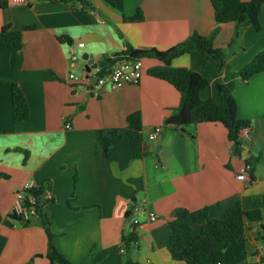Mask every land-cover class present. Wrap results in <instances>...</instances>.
Returning <instances> with one entry per match:
<instances>
[{
    "label": "crops",
    "instance_id": "1",
    "mask_svg": "<svg viewBox=\"0 0 264 264\" xmlns=\"http://www.w3.org/2000/svg\"><path fill=\"white\" fill-rule=\"evenodd\" d=\"M8 1L5 8L0 4V30L7 25L35 28L23 30L19 46L0 49V79L7 82L0 84V172L8 175L0 181V264H51L39 217L24 224L11 213L15 192L31 178L42 188L54 244L74 264H125L122 237L129 210L143 211L137 215L138 241L131 252L139 264H185L173 260L168 250L175 211L207 206L217 218L239 200L245 211L260 209L263 221L246 219L245 235L226 250L225 260L264 264V72L239 78L234 91L238 116L251 120L240 153L222 123L195 124L189 109L177 111L180 92L148 72L162 64L155 58H143L138 84L96 88L88 98L83 92V86L91 85L87 76L104 73L112 66L105 58L128 45L165 51L194 32L209 35L217 26L211 1L84 0V7L80 0ZM138 8L143 19L128 21ZM260 22V30L221 25L216 47L229 50L235 33L238 40L220 75L216 62L198 50L174 58L171 66L209 78L201 97L219 100L217 85L229 82L264 49V5ZM84 54L97 63L90 72ZM79 71L80 82L67 81ZM12 83L21 87L29 105V118L20 124L14 121ZM136 111L142 117L141 137L126 129L128 116ZM103 128L125 133L109 155L101 140ZM156 128L160 132L152 139L149 134ZM23 150L29 151L26 161ZM246 163L252 169L246 179H238ZM150 213L157 219L150 220ZM199 230L195 225L194 232ZM100 253L105 257L93 262L90 255Z\"/></svg>",
    "mask_w": 264,
    "mask_h": 264
},
{
    "label": "trees",
    "instance_id": "2",
    "mask_svg": "<svg viewBox=\"0 0 264 264\" xmlns=\"http://www.w3.org/2000/svg\"><path fill=\"white\" fill-rule=\"evenodd\" d=\"M83 7L84 0H80ZM217 26L209 35H202L194 32L188 39L176 44L165 51L157 49L142 50L135 49L128 45L127 49L113 58L106 57L108 65H113L119 60H130L136 58H155L162 64L151 67L148 72L150 75L163 79L171 83L181 95L180 105L177 111L189 109L192 122L195 124L206 122L222 123L228 131V139L232 142L233 149L240 153L245 140L242 133L251 125V120L242 119L238 116V105L234 95L237 82L240 79L248 80L255 74L264 72V49L260 51L251 61L241 70L234 73L231 80L227 83L217 85L219 100L213 98L202 99L201 93L211 82L197 71L187 67H173L171 61L181 55L190 53L193 50L200 51L207 60L217 64V75H220L225 67L227 53L215 46V40L220 33L222 24L235 23L237 27L241 25H251L256 30L261 29L260 13L264 5V0H210ZM2 8L9 5L8 0H0ZM143 19L141 8L137 9L134 16L128 17V21H141ZM35 26H25L23 30L33 29ZM23 30H13L11 26H4L0 30V49L14 48L22 43ZM238 36V33L236 34ZM230 45L235 42L230 41ZM103 74L99 72L98 76ZM7 83L0 79V84ZM12 105L14 121L17 124L25 122L29 118V105L24 92L18 84L12 83ZM127 132L134 137H141L142 117L139 111L131 113L127 118ZM101 140L106 155H109L115 147L122 141L125 133L122 128H103L100 131ZM240 138H243L241 141ZM25 161L29 157V151L23 150ZM252 162V159L248 160ZM8 178L6 173L0 172V181ZM77 180V178H76ZM38 201L36 204L37 217L44 226L47 237V258L51 264H74L71 262L54 244L55 234L50 228V221L43 212L42 188L35 192ZM257 203V202H256ZM132 210L127 212V217L132 214ZM12 216L22 221L24 224L32 223V220H22L20 217ZM246 219L262 223L263 217L260 209L245 211L241 201L235 202L221 216L212 218L209 207L190 211L179 208L175 211L169 225L171 236L168 250L173 260L182 261L185 264H218L226 262V250L235 244L245 235ZM2 220L0 207V223ZM199 225L198 233L194 232V226ZM264 228V224H262ZM123 244L128 255L125 264H139L134 259L131 252L138 241L136 233H124ZM105 257L104 253L91 254L93 262L100 261ZM258 264V263H251Z\"/></svg>",
    "mask_w": 264,
    "mask_h": 264
},
{
    "label": "built area",
    "instance_id": "3",
    "mask_svg": "<svg viewBox=\"0 0 264 264\" xmlns=\"http://www.w3.org/2000/svg\"><path fill=\"white\" fill-rule=\"evenodd\" d=\"M27 0H11V4H22L25 3ZM81 6H83L81 4ZM79 46H84V43H79ZM72 58L74 60L77 57L73 54ZM143 74V59L136 58L130 60H119L115 62L109 69H107L103 74L96 76L95 78L89 77L86 81L91 82L94 85V89L102 88L105 86L110 87H117L123 84H138L140 82L141 76ZM82 75H78L75 72H71L68 77L67 81L69 82H80L82 80ZM67 128L70 127L68 123ZM247 129H245L242 133V137L244 138V133ZM160 132V128H156L153 130L149 137L152 139L157 138ZM252 169V165L250 163H246L244 168L241 172L237 175L238 179L244 180L247 178V173ZM39 187L36 185L34 179L27 180L23 186L15 192L14 201L11 208V213L20 217L22 220H32L37 217V210L36 204L38 201L37 195L35 192ZM48 195V194H47ZM143 211L142 210H135L132 214L128 217L127 222V233L134 232L136 233V228L139 224L137 219L138 213ZM150 220L154 221L157 219V215L154 213L148 214ZM137 244V243H136ZM122 252L125 249L121 250ZM218 264H231L230 262H218Z\"/></svg>",
    "mask_w": 264,
    "mask_h": 264
},
{
    "label": "water",
    "instance_id": "4",
    "mask_svg": "<svg viewBox=\"0 0 264 264\" xmlns=\"http://www.w3.org/2000/svg\"><path fill=\"white\" fill-rule=\"evenodd\" d=\"M88 7L93 10V11H96V8L94 6H92L91 4H88ZM82 59L86 61V65H85V70L87 72H90L92 68H96L97 67V63H93V62H90V55L89 54H84L82 56ZM78 75H82V71H79L77 72ZM89 76H87L88 78ZM94 89V85H89V86H83V92L86 96V98H88L91 94V91ZM86 102V100H85ZM240 140L242 141L243 138H240ZM128 222V221H127Z\"/></svg>",
    "mask_w": 264,
    "mask_h": 264
},
{
    "label": "rangeland",
    "instance_id": "5",
    "mask_svg": "<svg viewBox=\"0 0 264 264\" xmlns=\"http://www.w3.org/2000/svg\"><path fill=\"white\" fill-rule=\"evenodd\" d=\"M256 30V29H255ZM237 33H235V35L233 36V38L232 39H234L235 40V43H232V45H230V43L231 42H229L228 43V47H229V50H227L226 48H225V53H227V52H230V51H232V50H234L235 49V47H236V41L238 40V36L236 35ZM231 39V40H232Z\"/></svg>",
    "mask_w": 264,
    "mask_h": 264
}]
</instances>
